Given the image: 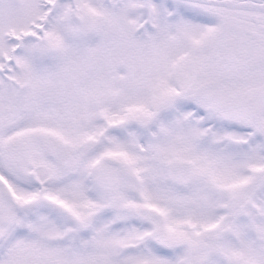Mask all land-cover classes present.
<instances>
[{
  "label": "snow or ice",
  "instance_id": "snow-or-ice-1",
  "mask_svg": "<svg viewBox=\"0 0 264 264\" xmlns=\"http://www.w3.org/2000/svg\"><path fill=\"white\" fill-rule=\"evenodd\" d=\"M0 264H264V0H0Z\"/></svg>",
  "mask_w": 264,
  "mask_h": 264
}]
</instances>
